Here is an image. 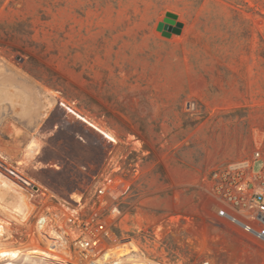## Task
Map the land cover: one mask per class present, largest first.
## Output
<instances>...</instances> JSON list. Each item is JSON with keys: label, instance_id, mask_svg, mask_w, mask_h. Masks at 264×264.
Returning <instances> with one entry per match:
<instances>
[{"label": "rangeland", "instance_id": "374dc122", "mask_svg": "<svg viewBox=\"0 0 264 264\" xmlns=\"http://www.w3.org/2000/svg\"><path fill=\"white\" fill-rule=\"evenodd\" d=\"M176 23L178 34L166 30ZM31 139L39 154L17 171ZM255 150L264 158V0L0 6V163L28 184L1 169L0 181L27 215L12 182L82 203L110 176L133 189L127 206L118 193L126 215L109 252L131 241L148 264H264V245L216 219L202 190L212 170ZM3 189L0 219L12 226L18 198Z\"/></svg>", "mask_w": 264, "mask_h": 264}, {"label": "built area", "instance_id": "2783aa9c", "mask_svg": "<svg viewBox=\"0 0 264 264\" xmlns=\"http://www.w3.org/2000/svg\"><path fill=\"white\" fill-rule=\"evenodd\" d=\"M257 162L261 168L254 173L252 169ZM14 163L17 171L28 166L23 159ZM132 170L136 175L138 164ZM120 181L110 176L104 178L93 195L82 203L83 193L63 200L33 193L30 187L14 183L24 190L31 207L25 218L21 216L20 222L12 223L14 241L19 234L23 235L20 243L47 250L57 264L95 262L109 250L108 245L116 239L115 230L126 215L117 202L118 193L122 190L121 195L128 194L124 205H129L133 183ZM202 190L213 201L207 210L216 219L264 245V158L259 150L212 170L204 178ZM175 216L177 213L172 212L168 217ZM145 234L148 235V230L140 235L143 240L147 238Z\"/></svg>", "mask_w": 264, "mask_h": 264}, {"label": "bare ground", "instance_id": "6f19581e", "mask_svg": "<svg viewBox=\"0 0 264 264\" xmlns=\"http://www.w3.org/2000/svg\"><path fill=\"white\" fill-rule=\"evenodd\" d=\"M49 107H50V103H45L43 105L41 109V113L39 115V120H42L46 116ZM68 110L80 120L87 122L84 118L80 117L72 110L70 109ZM89 124L91 125V123ZM91 126H93V124ZM103 134L106 138H108V140L114 141V137L111 134L108 133H103ZM40 148H41V143L38 142V140L36 139L29 140L24 149V158H23L24 163L27 162L33 163V160L39 154ZM12 184L16 186L13 182ZM0 188L1 189L5 188L8 192H12L17 196L18 203L16 205L15 202L16 206L12 210L8 211L9 212L8 218H10L11 221H15L17 223L20 222L21 216L25 218L28 213L26 212L28 210V206L25 203L26 201L24 200L25 198L23 199V196L19 192H17L15 188L14 189L11 188V186L7 184L5 181H0ZM16 188L23 193L24 190L20 189L18 186H16ZM4 234L8 236V239H14V237L12 236L11 224L9 222L0 219V264L6 261H11L7 264H54L53 261L54 258L52 257V254L47 250H41L32 247L30 243H23L19 245H16L14 243H4V240H2ZM12 245L14 247H11ZM124 247L125 248L123 250L115 253H111L108 250L105 255L96 259L95 262L92 263L73 261L72 264H148L147 263L148 260L146 261L143 258L139 249L131 241L126 243ZM61 250L62 253L65 254L62 248ZM18 259H23V262L20 263L19 261H17Z\"/></svg>", "mask_w": 264, "mask_h": 264}, {"label": "water", "instance_id": "95a60500", "mask_svg": "<svg viewBox=\"0 0 264 264\" xmlns=\"http://www.w3.org/2000/svg\"><path fill=\"white\" fill-rule=\"evenodd\" d=\"M162 28V25L159 26V29ZM181 29V24L179 23H176L174 27H169L167 26L166 27V30L170 31V32H173L175 34H178L179 31ZM0 169L9 173L11 176L13 177H17L18 180L22 181L24 184H28L23 178H21L20 176H18L15 172H13L12 170H10L9 168H7L5 165H3L2 163H0ZM34 190H36L35 187H33Z\"/></svg>", "mask_w": 264, "mask_h": 264}, {"label": "trees", "instance_id": "16d2710c", "mask_svg": "<svg viewBox=\"0 0 264 264\" xmlns=\"http://www.w3.org/2000/svg\"><path fill=\"white\" fill-rule=\"evenodd\" d=\"M5 0H0V6L3 4ZM169 16H171L172 18H174L175 16H173L172 14H169ZM172 22V21H171Z\"/></svg>", "mask_w": 264, "mask_h": 264}]
</instances>
